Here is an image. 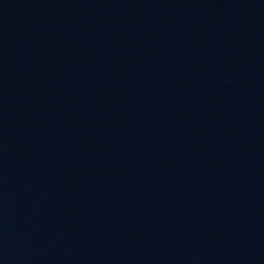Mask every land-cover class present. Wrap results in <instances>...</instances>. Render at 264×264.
<instances>
[{
    "label": "water",
    "instance_id": "obj_1",
    "mask_svg": "<svg viewBox=\"0 0 264 264\" xmlns=\"http://www.w3.org/2000/svg\"><path fill=\"white\" fill-rule=\"evenodd\" d=\"M0 264H264V0H0Z\"/></svg>",
    "mask_w": 264,
    "mask_h": 264
}]
</instances>
